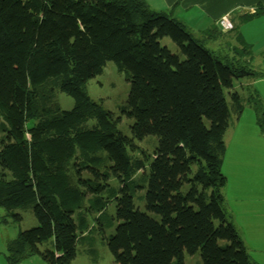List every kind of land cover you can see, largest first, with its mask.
Wrapping results in <instances>:
<instances>
[{
	"label": "trees",
	"instance_id": "1",
	"mask_svg": "<svg viewBox=\"0 0 264 264\" xmlns=\"http://www.w3.org/2000/svg\"><path fill=\"white\" fill-rule=\"evenodd\" d=\"M108 62L130 81L119 110L134 120L131 137L86 88ZM255 74L146 0H0V207L20 220L11 211L29 206L37 221L8 242L9 263L68 264L101 232L118 264H185V252L202 264H256L223 194L224 136L245 100L264 134L256 91H233ZM149 136L153 150L135 154Z\"/></svg>",
	"mask_w": 264,
	"mask_h": 264
},
{
	"label": "rangeland",
	"instance_id": "2",
	"mask_svg": "<svg viewBox=\"0 0 264 264\" xmlns=\"http://www.w3.org/2000/svg\"><path fill=\"white\" fill-rule=\"evenodd\" d=\"M258 23V21L253 20L250 27L254 26L253 24ZM202 36L203 34L197 33V36H194V38L210 50L211 46L206 42V38H203ZM260 39V37L254 38V36H252L253 43L255 42V44L249 49V52L245 50L246 52L241 54L233 52L230 48H227L224 45H221L217 50L211 51L216 57L225 63L235 62L253 69L256 72L254 76L243 77L244 81L242 82H236L240 79L234 81V91L240 94H242L241 92L243 91L242 96L246 99L250 94L249 91L244 88H246L247 85H251L250 87L254 88L261 99V102L264 104V46L262 45L263 41H260ZM163 43L167 44L172 50H174V46L168 39H164ZM212 49H214V47ZM235 59L238 61H235ZM86 88L93 99L99 101L105 109L112 111L115 116L120 118V123L118 125L119 130L131 137V127L134 120L127 115L122 114L119 110V106L126 103L130 90V81L126 76L117 71L114 63L108 62L104 68L103 74L89 80ZM226 96L230 102L227 92ZM57 99L63 109L67 110L73 107L74 100L67 94L58 91ZM244 104L245 107L242 110V112L244 111L242 120L246 121V123L239 127L233 126V129L227 133L226 138H224L227 146V152L224 159L225 170L227 174L231 173L234 168L232 165V157L239 156L241 151L248 158L246 161L248 166H246L244 170L249 174L251 180L250 185L254 186L255 192H257L255 182L260 183V180H262L264 175V134L257 124L253 106L249 104L247 100H245ZM234 120L235 117H233V121ZM156 144L157 138L153 136L141 140H135L134 153L138 155H142L141 151L150 153ZM83 174L85 176H90L88 172H84ZM227 174L225 175L227 176ZM227 179V183L223 188V192H226L227 194L225 197L227 206L230 205L232 207H237L236 203L233 201V196L236 194L238 184L235 182V179H233L231 174L229 175V178L227 176ZM111 183H115V181L112 180ZM141 192L143 193L144 191L142 190ZM134 201L137 210H145L144 202L140 200L138 196L135 197ZM108 211L111 214H114L115 205L110 204ZM11 212L14 214H20L21 219H16V217L9 213L7 209L0 207V252L3 253H6V245L8 241L14 239L20 231L27 230L37 224L36 218L32 214L29 206H21ZM102 238L103 234L100 232L99 240L97 243H94L93 246L88 243H86V245L79 244L77 246L76 259L71 260L69 264H118L108 250L107 244L102 242ZM84 246L86 252L82 248ZM88 248H93V250L88 252ZM184 263L202 264V259L199 253L189 254L185 252Z\"/></svg>",
	"mask_w": 264,
	"mask_h": 264
},
{
	"label": "crops",
	"instance_id": "3",
	"mask_svg": "<svg viewBox=\"0 0 264 264\" xmlns=\"http://www.w3.org/2000/svg\"><path fill=\"white\" fill-rule=\"evenodd\" d=\"M146 2L155 10L168 12L173 18L183 23L191 35L197 36V33L203 34L202 37L206 38V42L211 46L210 51L217 50L221 45H224L237 54L249 52V49L255 44V42L253 43L252 36L254 38L260 37V41H263L262 45L264 46V13L249 19L247 17L258 6H264V0H146ZM225 18L232 26L231 29H225L221 24V20ZM253 20L259 23L253 24L254 26L250 27ZM245 43L248 46L246 51L243 48ZM213 47L214 49H212ZM235 61L238 60L235 59ZM240 80L236 82L244 81L243 78ZM250 86L247 85V87ZM241 93L243 94V91ZM227 95L229 96L228 91ZM243 113L244 111H241L240 114H231V124L224 138L233 129V126L239 127L246 123V121L242 120ZM233 117H235L234 121ZM247 159L246 155L241 151L239 156L232 157L234 168L230 174L238 184L236 194L233 196V201L237 207L227 206L225 198L227 194L226 192H223V194L225 195V206L232 217V221L245 244L251 260L256 264H264V175L260 183L255 182L257 189V192H255L254 186L250 185L249 174L244 170L248 166ZM223 172L227 174L225 162L223 164ZM230 174H227L228 178ZM90 221L91 226L94 225L92 217H90ZM110 232L107 231V234ZM99 235L95 243L99 240ZM102 242L106 243L104 237L102 238ZM45 246L46 244L41 245L40 248H44ZM82 248L84 249L85 246ZM84 251L86 252L85 249ZM6 254L7 245L6 253L0 252V264H10L6 258ZM23 263L43 264L45 262L41 257L34 255L25 258L21 264Z\"/></svg>",
	"mask_w": 264,
	"mask_h": 264
},
{
	"label": "built area",
	"instance_id": "4",
	"mask_svg": "<svg viewBox=\"0 0 264 264\" xmlns=\"http://www.w3.org/2000/svg\"><path fill=\"white\" fill-rule=\"evenodd\" d=\"M221 24L223 25V27H224L225 29H231V28H232V26L230 25V23L227 21L226 18L223 19V20H221Z\"/></svg>",
	"mask_w": 264,
	"mask_h": 264
}]
</instances>
